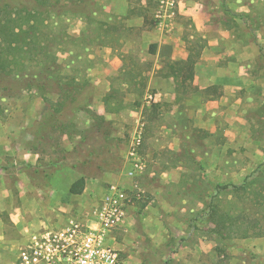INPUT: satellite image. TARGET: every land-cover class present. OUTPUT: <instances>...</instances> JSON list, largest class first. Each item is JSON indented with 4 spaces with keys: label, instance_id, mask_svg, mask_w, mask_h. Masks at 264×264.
Here are the masks:
<instances>
[{
    "label": "rangeland",
    "instance_id": "obj_1",
    "mask_svg": "<svg viewBox=\"0 0 264 264\" xmlns=\"http://www.w3.org/2000/svg\"><path fill=\"white\" fill-rule=\"evenodd\" d=\"M140 1L132 0L131 3L136 7ZM166 1L151 0L148 3L143 13L147 28L161 26L165 32L168 25L180 24L185 48L196 58L205 48L212 51L216 40L218 43L226 42L234 51L230 62L237 64L241 75L252 73L255 79L264 76V0H173L170 18L167 17L170 10ZM99 2L0 0V23L8 29L6 37L0 36L1 123H6L5 109H8L11 98L25 93L44 96V103L52 107L56 102L53 93H60L62 97L69 90L64 85L73 81L75 90L83 88L77 96L80 103L93 95L96 87L90 81L91 66L87 55L91 50H86V41L94 33L100 34V25L105 24L95 19L104 13ZM93 13L97 14L94 16ZM231 13L243 16L238 18ZM28 15H34V21L28 22ZM112 29L108 30L111 34H104L111 40L115 34ZM14 35H19V38L14 39ZM251 45L256 54L246 52ZM1 61H4L2 66ZM43 68H48L51 74V88L44 91L15 88L16 83L25 86L27 81L40 79ZM142 69L147 72L145 67ZM122 78L117 76L112 81L113 91L119 92L124 88ZM134 85L135 88L130 86L129 90H138L145 97L151 94L146 81H136ZM236 96L243 102L236 108L237 113L232 114L237 118L234 121H226L224 125L216 119L212 133L197 128L191 121L184 130L174 129L172 135L158 134L157 146L148 140L155 135L149 123L156 112L150 105L144 108L146 112L138 120L144 123L142 143L138 148L144 169L136 175L140 192L130 194L132 203L137 201L132 213L137 220L132 228L135 238H131L132 244L128 246L135 251V264H181L183 258L180 253L186 247L201 248L203 264H264V182H257L249 192L220 198L221 208L238 220L236 233L234 231L219 240L210 233L214 225L201 218L211 194L209 183L238 184L264 161V94L242 89ZM135 97L127 95L109 100L116 104L113 109L120 106L127 110L139 101ZM142 100L148 101L146 98ZM118 109L115 113L109 112L110 118L102 121L97 119L101 116L89 108H64L59 117L62 129L60 125L49 128L51 130L47 128L38 136L44 155L49 158L52 153L57 154L63 159L62 165L80 163V169L86 172L93 171L94 164L111 169L118 167L107 182L98 183L100 186L120 180L127 171L125 154L134 134L132 121L136 118L128 112H118ZM200 117L202 125L207 115L200 114ZM163 121L156 119L155 123L163 124ZM105 122L109 124L102 127ZM118 123L121 126H117ZM149 157L157 163L150 165ZM165 169L172 172L162 177L160 171ZM153 170L155 176H149ZM154 221H157L156 225H153ZM246 224L254 228L248 230L250 235L247 238H241L240 234L248 226ZM111 236L114 240L110 244L116 248L115 243L129 239L123 229L114 231ZM120 254V257L124 256L123 250Z\"/></svg>",
    "mask_w": 264,
    "mask_h": 264
},
{
    "label": "crops",
    "instance_id": "obj_2",
    "mask_svg": "<svg viewBox=\"0 0 264 264\" xmlns=\"http://www.w3.org/2000/svg\"><path fill=\"white\" fill-rule=\"evenodd\" d=\"M98 1L99 5H103L101 8L104 13L97 15L95 19L105 24L101 23L100 34L94 33L90 40L86 35V50H91L87 55L91 66L90 81L96 87L93 102L88 108L97 116L108 120L109 112L115 113L118 109L112 108L116 104L110 103L109 99L136 96L139 100L137 105L134 102V106L127 107V110L119 106L118 112H128L136 118L133 119L131 128L134 134L140 131L141 143L144 123L138 120L142 118L146 112L144 108L148 105L156 112L155 121L165 120L163 124H156L154 119L149 123L150 130L155 135L148 140L157 146L155 143L159 140L158 134L172 135L174 129L184 130L191 121L197 128L212 133L216 119L224 125L226 121L237 119L232 114L237 113L236 108L243 102L236 96L242 89L249 93L264 94V76L255 79L252 73L247 75L245 72V76L241 75L237 64L230 62L234 51L226 42L223 44L216 40L212 51L205 48L194 58L193 72L188 78L183 71L175 73L168 68L169 64L186 61L190 56L185 48L180 24L168 25L165 32L161 26L147 28L143 13L151 0H141L136 7L131 3L132 0ZM96 14L93 13L94 16ZM110 26L116 27L112 29ZM109 29L115 33L112 40L104 36L105 33H110ZM84 32L88 34L87 31ZM248 48L246 52L251 53L250 55L256 52L252 45ZM142 67L147 72L144 73ZM117 76L123 77L121 80L124 88L119 92L113 91L112 86V81ZM141 80L146 81L147 87L151 89V94L146 97L138 90H129L130 86L134 89V83ZM30 95L31 93H25L18 98H11L8 109H5L6 123L0 122V264H16L19 250L32 237L61 229L73 217H88L104 187L98 183L107 182L118 168L94 164L93 171L86 172L80 169V163L62 165L63 159L55 153L47 158L41 149V140L38 141L35 136V130L49 107L44 103L43 96ZM53 96L55 102L57 95L53 93ZM142 98L148 101L143 102ZM200 114L207 115L202 125ZM108 124L105 122L102 127ZM117 126L121 124L118 123ZM67 145L71 144L67 142ZM147 161L150 165L157 163L152 157ZM125 163L129 171L131 167ZM167 170L160 171L162 177L167 176V172H172ZM155 174L154 170L149 172V176ZM80 178L84 180L82 192L71 194V185ZM117 181L127 188L131 186V180L126 175ZM135 202L129 206L126 225L122 228L129 239L115 243L118 249L113 247L120 256L123 250L124 256L121 259L124 264H135V251L128 247L132 244L131 238H135L132 230L137 222L132 215ZM148 234L151 236V233ZM180 255L183 258L181 264H203L204 252L201 248L186 247Z\"/></svg>",
    "mask_w": 264,
    "mask_h": 264
},
{
    "label": "built area",
    "instance_id": "obj_3",
    "mask_svg": "<svg viewBox=\"0 0 264 264\" xmlns=\"http://www.w3.org/2000/svg\"><path fill=\"white\" fill-rule=\"evenodd\" d=\"M166 7L172 16L174 1ZM162 18V15H158ZM141 133L133 134L128 145L126 162L131 167L126 177L130 188L120 181L109 182L97 196L86 218L73 217L61 229L47 231L32 239L18 252L16 264H124L119 252L111 246V234L125 227L130 194L140 192L136 175L143 169L138 154Z\"/></svg>",
    "mask_w": 264,
    "mask_h": 264
},
{
    "label": "trees",
    "instance_id": "obj_4",
    "mask_svg": "<svg viewBox=\"0 0 264 264\" xmlns=\"http://www.w3.org/2000/svg\"><path fill=\"white\" fill-rule=\"evenodd\" d=\"M227 12H229L227 10ZM234 17H242L243 15L240 13H231ZM9 18V17H8ZM34 15H28L27 21H34ZM4 23H0V36L6 37L8 29L5 27ZM18 27V26H16ZM12 28L15 30V28ZM21 31V27L19 26V32ZM9 34V33H8ZM14 39H18L19 35H14ZM23 40V39H22ZM196 57H192L191 55L187 58L186 61L174 62L168 65L169 70H172L175 73L185 72V77H190L193 72V65L195 63ZM4 64V61H1V66ZM3 69V67L1 68ZM40 79H33L31 81H27L26 85H18V83L14 84L17 90L20 88H37L39 91H44L47 88H51L50 82H52L51 74L48 71V68H43L39 74ZM73 81L68 82L65 88L69 89L65 94L61 97L60 93H55L57 95L56 102L52 107H49L47 111L43 114L42 119L38 124V129L35 130V136L39 138L40 134L43 130H51L49 128H55L60 125V129H62V123L59 119L60 114L63 109L66 107L86 110L91 104V100L93 95L87 96L85 99L87 101L80 103L78 100V95L81 94L83 88L82 87H74L72 85ZM13 86L10 88L12 90ZM65 91V90H64ZM76 94V95H75ZM43 100L46 102L45 97L43 96ZM104 121L103 117H97V119ZM201 170L202 167H200ZM264 182V161L258 165L250 174L246 175L243 180L238 184L233 183H209L211 187V194L208 196V199L205 203V207L202 211V219L206 223H212L214 228L211 229L210 233L216 235L219 240L225 239L224 236L228 235L232 232L238 230V220L233 217V214L228 213L219 205L220 198L224 195H235L241 192H249L250 189L254 187L257 182ZM84 187V180L82 178L75 181L70 187L71 194H80ZM248 225V224H246ZM253 225L249 224L247 228H244L242 233L240 234L241 238H247L250 235L248 230H252ZM226 233V234H225Z\"/></svg>",
    "mask_w": 264,
    "mask_h": 264
}]
</instances>
